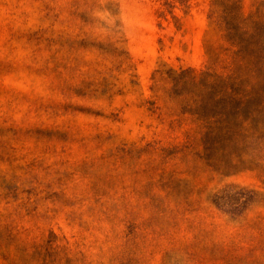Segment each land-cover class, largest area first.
<instances>
[{
    "label": "rangeland",
    "instance_id": "rangeland-1",
    "mask_svg": "<svg viewBox=\"0 0 264 264\" xmlns=\"http://www.w3.org/2000/svg\"><path fill=\"white\" fill-rule=\"evenodd\" d=\"M263 2L0 0V264H264Z\"/></svg>",
    "mask_w": 264,
    "mask_h": 264
},
{
    "label": "trees",
    "instance_id": "trees-1",
    "mask_svg": "<svg viewBox=\"0 0 264 264\" xmlns=\"http://www.w3.org/2000/svg\"><path fill=\"white\" fill-rule=\"evenodd\" d=\"M257 21L259 24H261L262 28L258 32V41L256 44L260 47V53L262 58L264 59V2L260 6L258 13H257ZM225 18H227V22L233 25V28L235 31L233 32L230 30V34L233 38V42H237L238 44L242 45V41L245 40L243 37V34L248 33V30H244L243 26L241 25V22H235L236 17L234 15H227ZM236 34H239L241 36V39H239V35L237 37ZM230 73L227 76L228 84L226 87V93H227V101H229L230 107L233 108L234 112L238 113L240 109H243L249 103L251 102V94L243 92L244 89H241V81L240 76L237 73V69L234 66H229Z\"/></svg>",
    "mask_w": 264,
    "mask_h": 264
}]
</instances>
